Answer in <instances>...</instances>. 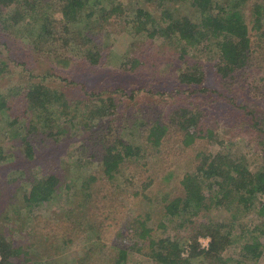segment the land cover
Wrapping results in <instances>:
<instances>
[{"label": "trees", "instance_id": "1", "mask_svg": "<svg viewBox=\"0 0 264 264\" xmlns=\"http://www.w3.org/2000/svg\"><path fill=\"white\" fill-rule=\"evenodd\" d=\"M135 1L129 11L123 2L111 0L108 7L104 0H0V264H129L131 255L143 253L152 264H264V150L255 171L253 162L239 157L231 145L226 153L200 151L193 166L188 163L180 175L176 168L166 169L159 182L169 187L157 194L156 180L140 172L154 169L169 134L180 135L181 148L192 150L201 141L224 147L245 136L242 130L224 138L204 126L200 116L178 106L166 123H155L147 137L137 139L132 132L136 123L121 125L117 120L120 98L101 97L111 89L96 94L79 85L86 90L81 99L51 85L58 78L75 83L72 70L79 63L101 64L99 43L109 34L110 23H118L136 37L182 45L184 65L178 79L193 94L218 92L207 87L208 67L202 60L207 55L210 77L229 88H255L256 81L264 84V67L263 77L252 79L253 64L264 59V0ZM146 3L161 10L159 18L144 7ZM251 5L253 28L245 13ZM185 6L200 14L197 21L182 14ZM4 53L11 59H4ZM139 63L124 57L119 69L132 72ZM182 88L176 92L182 94ZM242 110L251 128L261 133L259 142L252 138L249 144L258 142L264 149V115ZM76 135L79 141L69 147L67 141ZM149 148L156 156L151 155L148 164ZM71 149L76 151L73 162L66 158ZM176 177L179 188H171ZM65 191L68 205L58 212L64 230L57 244L41 239L27 246L17 242L15 234L21 230L14 226L22 211L54 202ZM78 193L82 198L72 202ZM96 196L101 215L90 208ZM252 214L261 220L248 225ZM157 216L169 226L188 225L189 234L156 237L161 228L150 222ZM116 220L115 243L102 246L106 225ZM75 236L86 237L90 244L73 261L70 246ZM201 238L209 240L207 248L201 247ZM55 247L53 254L49 250ZM236 249L241 251L239 260L228 254Z\"/></svg>", "mask_w": 264, "mask_h": 264}, {"label": "rangeland", "instance_id": "2", "mask_svg": "<svg viewBox=\"0 0 264 264\" xmlns=\"http://www.w3.org/2000/svg\"><path fill=\"white\" fill-rule=\"evenodd\" d=\"M111 1L114 3L123 2L126 9L129 11H132V6L134 7V5H136L135 0ZM216 1L217 0H214V2ZM218 1L223 2L224 0ZM109 2L110 0H104V5L108 7ZM144 7L151 12H156L155 15L159 18L161 10H155V6L148 3H146ZM178 7L180 8V5ZM252 8L253 5L245 8L247 21L249 23L252 21L251 16L254 17ZM181 11L183 15H189L190 17L195 18L196 21L200 16V14H196L195 11L191 10L188 6L183 7ZM249 26L250 28H253L251 23ZM128 27L130 28V26ZM129 30L130 29L125 28L123 24L118 25V23H110L107 28V33L109 34L104 36L99 43L101 50L100 54L103 55L102 63L96 66H91L84 62L79 63L76 65V70H72V73L77 75V78H73L76 81L75 83H70V80L64 82L58 78L56 79V82H50L51 85H54L61 90L69 91L70 93H66L73 98L80 97L81 99L85 96L86 90H80L79 85H87V92H95L96 94H99L100 90L104 91L111 89L112 91L110 93L105 92L106 94H103L101 97L106 101L112 96H114V99L120 98L121 102L118 109L119 115L117 116V120L121 121V125L129 123L133 126V123H136L137 125L134 126L135 128L133 127L132 132H135V137L137 139H139L138 137H147L149 129L155 123H166L170 112L178 106L187 108L188 111H191V115L193 116H200L204 126L207 125L209 128H213L217 134L223 135L224 138L235 136L239 130H242V133L245 134V136L243 135L239 137L237 141L231 143L228 142L224 147H213L205 141H201L198 143L199 145L195 146L196 148L192 150H183L181 148L180 135L177 134L176 136H171L169 134L167 139H165L164 147L160 150V153H158V160L154 169L153 167L151 170L147 169V167H145V169H140L142 175L147 171L146 175H149L152 179L156 180L155 194H157L159 190L164 192L169 187L164 184L162 185L159 182V180L165 175L164 172L166 169L170 167L176 168L177 174L180 175L187 169V164L189 163L190 165L191 161L194 160L195 156L200 151H206L208 153L210 151H213V153L222 151L226 153L231 149V145L234 147L232 151L237 150L239 152V157L245 155L248 160L253 162V171L257 170L259 165L263 162L260 153L264 149L262 148V145L258 144L261 133H259L256 128H251L250 119L242 108L254 110L257 112L258 117L264 115V84L258 86V82L256 81L252 84L255 88L250 87V89L225 87L224 83L216 77H210V65L208 64L209 55H207V58L204 56L202 59L208 67L207 87L209 89L210 86L211 89L217 90L218 92L215 93L211 91L209 93L208 91V94H193L184 86L182 88L178 79L179 71L184 65L182 63L183 61L180 59L181 51H179V48H182V45H177L176 42L172 40L151 39L147 35L136 37L129 34ZM253 32L254 30L252 29V33ZM5 39L7 41V38L4 36L3 40ZM258 45H255L254 47L261 50V47H258ZM4 54V59H11V54ZM124 57L135 58L141 62V65L139 63V68L132 72H123L119 68ZM28 58L29 56H27V59ZM195 58H197V56H193V59ZM253 66L254 67L252 68L255 73L252 76V79L262 78L264 75L262 76L260 69H263L264 67V59H257V62H255ZM180 88L183 89L182 94L176 92V89ZM211 94L213 95L209 96ZM77 137L78 135L73 138L65 137L71 139L67 141L69 147L73 148L79 141L78 139L80 137H78V139ZM252 138L258 141L257 144H249ZM66 153V158L71 162L76 160V151L74 149H71ZM51 155L53 154L51 153L50 156ZM151 155L156 156V152L150 151L149 148L147 152V156H149L148 164L153 160ZM258 155L260 156L259 158L257 157ZM191 166L193 165L191 164ZM149 167L150 166H148V168ZM10 176L11 178L17 177L15 174H10ZM177 179L178 177L173 180L170 185L171 188H179ZM88 193L89 192H85L84 194ZM68 194L69 193L65 191L60 199L54 200V202L45 204L35 210L33 209L34 211H31L30 209L22 211V214H20V221L15 224L16 226L11 223V225L16 228L15 230H21L15 234L17 242L22 246H27L29 243L41 239V241L44 242H52V245L54 242L57 244L56 239L59 236L58 234L64 230L62 227L64 219L58 215V212L61 208L67 207L68 204H65L67 203ZM159 197L162 196L160 195ZM80 198H82V195L81 193H78L76 199L73 198L72 202L79 201ZM98 202L99 200L97 196L94 197V201L91 203L90 208L95 209L96 212L101 215L103 209L98 206ZM257 218L258 217L254 214L249 216L247 218L248 225H250V223L254 225L253 223L261 220V218ZM3 219L4 217L0 216V221ZM117 220L112 225H106L104 235L107 233V237L106 240L100 242L102 243V246H107V248H109L115 243L114 238L119 229V223L117 224ZM93 221L94 219L88 222L92 223ZM161 224H163L162 227ZM150 225L153 226V228H161L154 233L156 237L186 236L190 231L188 225H184L182 228L178 227V225L173 226L170 224L169 226V224H166L165 219H162L160 216L155 217L150 222ZM165 225L167 226V231L166 228H164ZM120 228H123V225ZM22 237H24V239L23 241H20ZM44 242L43 244L47 247V244ZM73 242L72 246H70L72 248L70 251L73 252L74 256L72 257V260L74 261L75 259L76 261L78 255L89 246L90 242L87 241L86 237L81 236H75ZM200 242L202 248H207L209 246V240L206 238H201ZM55 250L56 247L49 251L54 254L56 253ZM240 252V250L236 249L230 250V253L228 254L234 259H238ZM60 253L64 254V251ZM188 253L189 248H186L184 251V257L188 256ZM149 259L150 258L145 256L144 253L141 255H131L129 264H152ZM261 261H264V258H262ZM246 264L252 263L247 261Z\"/></svg>", "mask_w": 264, "mask_h": 264}]
</instances>
